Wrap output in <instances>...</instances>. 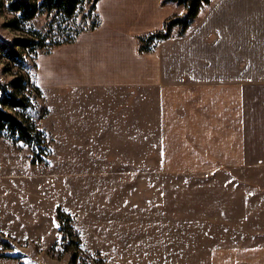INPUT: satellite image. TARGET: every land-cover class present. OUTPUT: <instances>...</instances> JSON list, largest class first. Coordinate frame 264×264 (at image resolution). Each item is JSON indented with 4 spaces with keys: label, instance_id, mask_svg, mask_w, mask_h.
Masks as SVG:
<instances>
[{
    "label": "rangeland",
    "instance_id": "1",
    "mask_svg": "<svg viewBox=\"0 0 264 264\" xmlns=\"http://www.w3.org/2000/svg\"><path fill=\"white\" fill-rule=\"evenodd\" d=\"M10 1L0 0V83L25 86L27 108L7 111L36 139L28 145L0 132V264H264V93L228 87L240 57L264 53V39L248 50L244 23L232 28L246 6L211 0L183 35L176 27L165 40L180 54L173 43L183 38L189 74H208L205 63L223 76L113 85L107 72L85 67L89 53L64 54L79 36L35 58L14 46L20 29L49 44L64 28L86 30L88 0L72 20L42 11L17 31L7 27ZM96 14L98 47L110 52L122 40L128 55L137 37L184 8L99 0ZM2 47L20 51L22 62Z\"/></svg>",
    "mask_w": 264,
    "mask_h": 264
},
{
    "label": "crops",
    "instance_id": "2",
    "mask_svg": "<svg viewBox=\"0 0 264 264\" xmlns=\"http://www.w3.org/2000/svg\"><path fill=\"white\" fill-rule=\"evenodd\" d=\"M244 5L246 6L244 8L246 9L247 16H245V18L241 16V19L238 15L233 16L232 28L237 30L235 29L236 24L239 22L244 23V27H240L238 29L239 31H243L245 29L243 40H245V45L248 50H250L252 47L256 46V44L261 43V40L264 39V0H232V11L236 10L234 8ZM98 29L100 28H97L92 32H86L79 35L76 43L71 46H66L64 54L77 52L78 54L81 53L86 55L89 53V57L91 56L93 63H87L85 67H87V69L92 68L90 70L107 72L105 80H107V83L109 84H141L144 81H148L150 83L154 82L155 84L164 83V81H166V83L169 84L171 80H175L178 77L188 79L189 77L194 76L198 78L202 77V82H204L205 78H209L211 76L214 77V79L223 76V72L214 73L211 69H207L205 63L204 67H201V69L205 72H209L208 74H189L188 61L190 60V55L189 52L183 48V46H187L185 43H182L183 38H181L180 41H174L173 43L183 49L180 54H178L175 50L172 51L174 48H170L171 46H169V42L171 41H164L159 43L150 53L140 54L135 49L134 52L124 55V49L122 47L120 48L123 43L122 40L118 41V44L120 45L113 51L107 52V50L104 51L103 49H100L98 45L104 40L98 43L93 39L95 34L97 35ZM258 31H260V34ZM235 35L238 40V34L235 33ZM127 38L135 42L136 48V40L132 38V35L128 33ZM118 39L119 38H117V40ZM173 44L171 45L173 46ZM91 45L92 48H90ZM230 47L232 48V45ZM229 56H232V53H229ZM61 57H64V55H61ZM62 61L64 60L62 59ZM62 61H59L61 63L60 66L64 67V63ZM81 61L85 64L88 60L83 61L81 59ZM237 61L244 62L245 64L242 69H240V65H237V71L234 73H231V71L228 74V77L235 79H233L232 82H229L230 85H228V87L237 88L240 95H248L249 93L263 94L264 53H257V56H254L252 53H246ZM180 63L183 64L180 65ZM185 63L187 65L186 67H184ZM103 75L104 74H99L98 72L93 74L95 78ZM218 84L220 83L218 82ZM257 89L259 90L256 91ZM262 122H260L261 125ZM258 123L259 122H251V124L255 126Z\"/></svg>",
    "mask_w": 264,
    "mask_h": 264
},
{
    "label": "trees",
    "instance_id": "3",
    "mask_svg": "<svg viewBox=\"0 0 264 264\" xmlns=\"http://www.w3.org/2000/svg\"><path fill=\"white\" fill-rule=\"evenodd\" d=\"M91 3L89 8L90 17L94 18L93 23L86 30H78L72 33L70 29H63L55 35V39L49 44L46 42V37L41 32L34 30L23 31L24 34L20 39L15 41V45L20 51L28 50L35 58L38 51L45 49V54H48L51 49L72 44L76 41L78 36L85 32L94 31L100 26V19L98 15H93L95 12L96 3L99 0H88ZM171 2L179 6H183L184 14L181 17H174L167 20L163 29L157 32H152L146 36H139L138 39V53H150L156 46L165 40L170 39L174 28L178 27V36L183 35L190 27L191 21L198 15L203 6H208L211 0H163ZM82 0H41V2H28L26 0H13L7 4V10L15 14L14 19L7 22V27L12 30H19L20 26H24L30 20H33L39 12L46 11L48 13L55 12V15L64 21H69L77 16L80 11L79 6ZM30 32V33H27ZM54 37V36H52ZM47 44V45H46ZM3 55L7 60H14L22 62V54L20 51L7 49L2 47ZM25 86L19 83V79H14L8 86L0 83V132H7L11 138H15L20 142L28 145H34L36 136L27 124L15 115L7 111V109H25L28 106L26 97L23 95ZM37 87L36 89H38ZM22 90L18 95L17 90ZM38 133V132H37ZM67 236V234H65Z\"/></svg>",
    "mask_w": 264,
    "mask_h": 264
}]
</instances>
